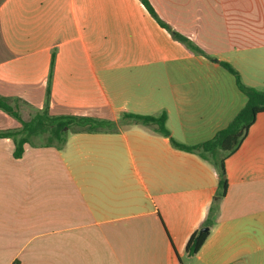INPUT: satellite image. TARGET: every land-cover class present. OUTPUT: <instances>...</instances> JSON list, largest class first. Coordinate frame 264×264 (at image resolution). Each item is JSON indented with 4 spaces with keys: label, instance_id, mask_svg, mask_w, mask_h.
Instances as JSON below:
<instances>
[{
    "label": "crops",
    "instance_id": "0c3cea01",
    "mask_svg": "<svg viewBox=\"0 0 264 264\" xmlns=\"http://www.w3.org/2000/svg\"><path fill=\"white\" fill-rule=\"evenodd\" d=\"M149 1L165 26L140 0H0V97L24 121L166 113L178 142L212 140L247 103L220 62L264 91V29L241 0ZM21 128L0 109V133ZM14 152L0 138V264H264V112L221 198L210 162L136 124Z\"/></svg>",
    "mask_w": 264,
    "mask_h": 264
},
{
    "label": "trees",
    "instance_id": "16d2710c",
    "mask_svg": "<svg viewBox=\"0 0 264 264\" xmlns=\"http://www.w3.org/2000/svg\"><path fill=\"white\" fill-rule=\"evenodd\" d=\"M140 1L153 17L165 26L150 1ZM174 37L187 43L191 48H194L184 36L175 33ZM220 63L235 76L240 90L247 96V103L225 129L218 132L212 140L203 144L187 145L172 138L167 128L166 113L160 116L125 113L119 122H114L86 116H51L46 110L37 113L31 120L24 121L17 108L11 105L10 100L3 97H0V109L18 119L22 124V128L18 131L2 132L0 133V138H11L15 143L14 156L21 158L26 145L36 144L34 138L37 137H45V142L39 145L62 149L67 143L70 133H115L124 129L128 124L140 125L162 136L169 137L174 148L196 154L210 162L218 173L219 183L217 196L218 198L224 197L227 189L225 160L238 150L245 137H247L251 126L255 123L258 114L264 112V91L246 87L242 83L238 71L227 62ZM49 95L48 91V97ZM217 151H222L225 154L224 157L219 158L216 156L215 152ZM208 235L209 231H200L191 236L186 247L190 256L198 253Z\"/></svg>",
    "mask_w": 264,
    "mask_h": 264
},
{
    "label": "rangeland",
    "instance_id": "374dc122",
    "mask_svg": "<svg viewBox=\"0 0 264 264\" xmlns=\"http://www.w3.org/2000/svg\"><path fill=\"white\" fill-rule=\"evenodd\" d=\"M239 6H241V10L244 13L251 14L254 26L259 30L264 29V0H241V5ZM34 142L36 144L45 142V137L34 138Z\"/></svg>",
    "mask_w": 264,
    "mask_h": 264
},
{
    "label": "water",
    "instance_id": "95a60500",
    "mask_svg": "<svg viewBox=\"0 0 264 264\" xmlns=\"http://www.w3.org/2000/svg\"><path fill=\"white\" fill-rule=\"evenodd\" d=\"M207 231H209V227L203 228V229L201 230V232H207Z\"/></svg>",
    "mask_w": 264,
    "mask_h": 264
}]
</instances>
